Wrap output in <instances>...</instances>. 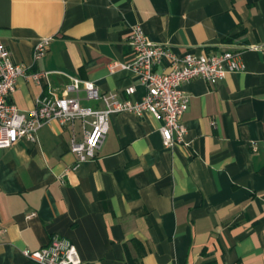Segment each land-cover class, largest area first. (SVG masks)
<instances>
[{
	"label": "crops",
	"instance_id": "obj_1",
	"mask_svg": "<svg viewBox=\"0 0 264 264\" xmlns=\"http://www.w3.org/2000/svg\"><path fill=\"white\" fill-rule=\"evenodd\" d=\"M137 25L178 56L241 51L245 70L182 86L187 147L165 148L159 120L123 111L75 169L71 132L56 121L0 149V264H36L24 251L55 234L82 264H264V0H0V45L49 74L20 77L10 101L28 113L49 84L76 78L140 102L138 78L111 68L132 59ZM40 38L51 40L34 59Z\"/></svg>",
	"mask_w": 264,
	"mask_h": 264
},
{
	"label": "built area",
	"instance_id": "obj_2",
	"mask_svg": "<svg viewBox=\"0 0 264 264\" xmlns=\"http://www.w3.org/2000/svg\"><path fill=\"white\" fill-rule=\"evenodd\" d=\"M51 38H40L33 48V58L47 52ZM128 44L132 59L113 63L111 68L134 74L145 89L140 102L120 100L115 93H100L90 81L69 78L62 89L48 85L47 93L38 98L35 107L22 113L10 101L17 80L25 77L41 83L49 82V74L28 73L13 62L9 50L0 45V149H8L20 141L36 142L37 131L46 123L56 121L71 132L70 151L76 156L72 169L92 159L108 131L111 115L123 111L137 116L148 113L161 122L159 132L165 148L188 146L186 128L181 120L189 98L182 86L196 78L213 85L228 73L245 70L241 51H222L217 54L189 52L175 55L162 44L151 42L140 26L129 33ZM127 96L135 92L133 86L124 90ZM83 94V98L81 96ZM83 100L96 102L99 107L83 106ZM76 127L80 129L78 139ZM24 256L36 264H82L75 245L67 238L52 235L48 245L35 251H24Z\"/></svg>",
	"mask_w": 264,
	"mask_h": 264
}]
</instances>
